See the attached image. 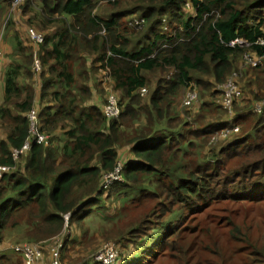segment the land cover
<instances>
[{
    "label": "trees",
    "instance_id": "16d2710c",
    "mask_svg": "<svg viewBox=\"0 0 264 264\" xmlns=\"http://www.w3.org/2000/svg\"><path fill=\"white\" fill-rule=\"evenodd\" d=\"M100 1L113 10L99 15ZM188 1L195 14L187 16L183 10ZM9 3L0 0V12ZM122 3L127 0H24L18 7L27 14L25 22L52 21V31L35 29L42 40L34 47L27 41L28 48L12 29L0 105V122L8 129L0 140V166L15 171L0 175V246L10 235L18 245L41 244L71 225L84 232L90 217L100 213L93 211L105 213V201L111 203L117 191L124 196L114 200L130 199L125 210L150 207L153 200L144 216L124 230L141 247L140 256H132L135 264L150 249L166 251L165 239L172 240L171 252L176 246L180 256L185 250L191 253L190 241L200 230L184 224L188 208L201 203L234 204L257 213L264 208V104L260 113H253L257 95L243 100L238 79L241 97L229 117L210 98L217 92H209L224 83L245 52L264 55V45L257 44L264 37V0H132L128 8ZM134 14L144 18L143 26L130 24ZM235 40L248 45H230ZM100 69L119 92L116 118L105 117L104 104H98L102 96L93 92ZM35 74L40 98L47 103L38 113V131L46 130L48 141L32 143L22 170L16 171L11 150L27 139ZM148 74H154L151 88ZM253 83L264 87V62L254 67ZM187 90L197 93L199 103L180 108V95ZM234 125L238 132L218 137ZM209 137L217 146L203 154ZM118 164L120 178L108 180ZM224 214L219 229L209 227L216 230L212 264H264V234L253 237L238 215L230 210ZM154 228L161 233L150 243ZM234 243L243 250L233 253L241 247ZM259 252L261 258H254ZM4 261L22 264L18 256L2 255L0 264Z\"/></svg>",
    "mask_w": 264,
    "mask_h": 264
},
{
    "label": "rangeland",
    "instance_id": "374dc122",
    "mask_svg": "<svg viewBox=\"0 0 264 264\" xmlns=\"http://www.w3.org/2000/svg\"><path fill=\"white\" fill-rule=\"evenodd\" d=\"M131 2L132 0H127V3H122L121 7H125V8L130 7ZM99 3L101 4L97 9L99 15H106L113 10L112 6L110 4H107V1H100ZM184 8L188 10V11L183 10V13L185 15L187 16L190 15L191 14L190 11H193V13L195 14V10L193 9L189 1L186 3ZM22 15H27V14L22 13ZM29 15L32 16V14ZM137 16L138 14H134L129 18H135ZM57 17L58 16H56L55 18ZM49 19L53 20L52 18ZM24 20L25 18L20 16L19 20L17 21L18 28L14 31L18 32L23 44L26 45V47L28 48L29 46L27 45L28 44L27 41H30L28 38L29 30L36 29L35 31L38 30L37 32L40 31L39 33L42 32L43 34H47L52 31V28L50 26L52 25V21L40 22L39 19H33L31 21L27 19L25 22ZM14 25L15 24H13L12 29H14ZM261 39L264 41V37H261ZM261 45H264V43H261ZM2 57L3 54L1 53L0 60L2 59ZM254 61L255 63L252 64L247 57L242 56L237 60L236 66L233 70H231V72L233 71L240 72L239 83L241 84V90L243 91V96H242L243 100L247 98L251 100L253 99L254 95H257V100L255 101L264 102V100H262L261 98L262 95L264 94V87L263 88H260L258 86L256 87V85L253 83L254 67L257 64H261L262 61L260 60H254ZM106 75L107 74L104 69H100L97 75L96 74L94 75V77L96 78L95 83L97 85L92 84L93 92L100 93V95L102 96L101 100L100 101L98 100L99 105L104 104L105 98L107 97L110 91L114 92L117 99L120 100L119 92L113 91L111 89L110 81H107L105 79ZM169 76L170 74H167L166 78ZM153 78H154V74H148V88H151L154 85ZM226 80L227 77L225 78L224 82ZM32 81H33L32 87L34 89V97H33L34 102L31 110L35 112L34 131L37 132V128L41 127V124L39 123V119H38V113L47 103L45 100H41L39 95L38 74L33 75ZM19 82L22 83L21 78L19 79ZM191 85L194 86L195 84L194 85L191 84ZM221 87L222 84L214 87L212 86L209 90V92L211 93L217 92V95L213 94L214 96L210 97L212 98L211 100H213L215 104L217 103L218 100L217 96L220 92ZM144 88L148 92L147 86ZM195 89L198 90L197 87ZM202 92L208 93L207 91H205L204 88L202 89ZM255 92L257 94H255ZM145 93L146 92H144V94ZM207 96L208 94L204 98L201 97V99L204 100ZM182 99H183V94H181L179 98L180 108L190 109L189 107H186L182 104ZM198 103L199 100H197V102H195L194 105H197ZM214 117L217 120L224 119L223 116L218 117L214 115ZM26 118H27V113H26ZM59 132H60L59 130L56 131V134ZM46 133H47L46 130L41 131L39 133L44 135V139L43 141H41L43 143L48 141L47 140L48 133L47 134ZM7 134H8L7 127L0 122V140H5ZM52 135H54V132L52 134H49V136ZM28 137L29 135H27V138ZM216 146H217L216 143H214V141L209 137V139L207 140V142L203 147V154L209 153L210 150H212V148H215ZM12 151L13 149L11 150V158L15 163H17L16 171H20L22 170V165L24 163V158L27 156V152H25L24 156L23 154H21L19 156L16 155L15 157H13ZM3 167L9 169V171H4L5 169ZM3 167L0 166V175L4 172L15 171V170H11L13 167H9V166H3ZM117 178L119 179L120 177L118 176ZM159 178L166 182L169 180L168 178L165 179V178L157 177V179ZM117 192H114V194L110 197V200H112L111 203H108L109 201H105L106 204V208H104L106 211L105 213L97 209L93 211L94 214H96V212H100V213L99 215H94L93 217H90L89 221H87L86 223V226L88 227L84 229V232L81 231L80 233L79 230H77L78 229L77 227L71 225L66 227L60 235L55 236L56 238L53 237L50 238L48 241L41 243L40 247L43 252L42 257L41 259L35 261L32 264H52V260H54V257H52L53 255L51 256L49 249L51 246L54 247L56 245L55 243L57 238L60 239L62 242V247L58 249V253L56 255V259L59 261L58 264H93V257L95 253L97 251L102 250L106 244L111 242L117 244L118 253H119V258L114 264H128L129 262H133L135 264L137 260H133L132 256L134 254L135 256L138 255L140 256L141 247L139 245L131 243L129 241V237L124 234V230L126 229V226L129 223H137L141 219V217L144 216L143 214L146 212L145 210L150 209V207L153 204V200L147 203V205L150 207H144V208L137 207L131 210H127V209L125 210L124 208H127V205L130 204V199L114 200L116 197L124 196V194L117 195ZM113 197L115 198L113 199ZM225 210H230L232 213L238 215L239 218L243 220L245 228L248 229V233L253 237H257V232H262L264 234V218H263L264 208L257 213V209L254 210H252V208L243 209L242 207L236 206L234 204L226 205L220 203L219 205L213 206L211 204L208 207H205V204L201 203L195 205L192 209L188 208L187 211L188 220H186L184 223L186 224V226H190L191 228L200 230L198 231L199 234L195 235L194 238L191 239L190 241L192 248L191 253H189V250H185L184 254H182L181 256L179 254H176L175 252L176 246L174 243L173 245L175 246V249H173L171 252L170 250H168V247L171 245L172 240L165 239V246H167L166 251H159L155 248L150 249L147 256L138 260L139 261L138 264H183L185 263V259L188 258L189 259L191 258L190 263L192 264H212L214 261V256L215 254H217L213 247V240L215 238L216 230L215 228L212 227L209 228V227L211 225H215V227L219 229V227L223 225L224 223L223 220L225 219V214H224ZM180 223H183L182 220L180 221ZM121 224L122 225L125 224V225L121 226ZM220 231L221 234H225L226 229L224 230L220 228ZM119 233L121 234L118 235ZM160 233L161 231L158 228L157 229L154 228L153 234L155 235L154 237H152V234L150 235L152 238L150 240V243L154 242L156 238L160 235ZM10 234L12 233H9V235ZM15 234L18 235L19 233L16 232ZM142 238L143 237H140V239ZM9 241L11 242V244L7 246V248L11 249L13 246H15L16 243L13 235H10L9 240H7V242ZM208 246H210V248H208ZM234 246L235 248H238L239 246L241 247H239L238 249H233L232 250L233 253L239 252L244 248L242 247L241 243H234ZM193 248L194 249L196 248V251H193ZM10 252L5 251L4 248L2 249L0 248V257L8 253L9 254L7 256H16V253L13 252L10 253ZM254 258L260 259L261 253L259 252L258 254H256ZM1 264H16V262L4 261V263ZM22 264H26L25 261H23ZM215 264H217V262Z\"/></svg>",
    "mask_w": 264,
    "mask_h": 264
},
{
    "label": "built area",
    "instance_id": "2783aa9c",
    "mask_svg": "<svg viewBox=\"0 0 264 264\" xmlns=\"http://www.w3.org/2000/svg\"><path fill=\"white\" fill-rule=\"evenodd\" d=\"M23 1L24 0H10V5L15 9H19L18 7L23 3ZM8 20H9V14H7L4 18L5 22H7ZM162 21L165 23L166 19L162 18ZM144 22H145L144 18L135 17L133 18V21L130 22V24L137 25L136 27L139 28L143 26ZM165 26L166 25H164V27ZM28 38L30 42L34 45L42 40L41 34L35 32L34 30H29ZM236 42L239 43L240 46L248 45L242 40L231 41L230 45H233ZM261 43H264V41L261 38H259L257 40V44L261 45ZM244 57H247L252 64L255 63L254 60L264 59V55L260 57H254L253 55L244 54ZM0 58H1V54H0ZM238 76H239V72L238 73L232 72L228 76L226 82L222 84V87L218 94L217 104L222 108L223 111L227 112V115L229 117L232 116L233 107L234 105H236V102L239 101L241 97V90L237 84ZM105 79L109 81L108 75H106ZM140 92L141 94H143L145 92V89L142 88ZM197 100H198L197 93L194 90H187L183 94L182 104L186 107H190L195 102H197ZM262 106H263V102H256L252 106V111L260 113V111L262 110ZM102 111L105 117L109 119L116 118L119 116L120 106L118 104V100L114 92L110 91L109 94L107 95ZM27 119L29 121V127H28L29 137L25 140L24 145L20 150L13 149L12 151L13 157H15L16 155L19 156L24 150L25 151H27V149L29 150L32 141L39 143L44 139V135L39 134L40 132L38 131V128H37V132L34 131L35 112L33 110L30 109L27 112ZM238 129H239L238 126L234 125L231 126L229 129H222L217 135L219 138H224L231 132L233 133L238 132ZM3 168L5 169L4 171H8L7 168L5 167ZM120 168L121 167L118 164L114 172L107 176L108 180L117 179V177L119 176L118 172ZM67 217L68 215L65 214L64 218L66 219ZM55 244L54 247L51 246L49 249L51 256L53 255L52 257H54V260H52V264H58L59 261L56 259V255L58 253V249L62 247V242L58 238L56 239ZM40 246L41 244L39 243H33V244L15 245L12 247V249L15 251H20L23 254L24 261L26 264H32L35 261L41 259L42 257L43 252ZM118 258H119L118 246L116 243L111 242L106 244L102 250L97 251L95 253L93 257V264H114L118 260Z\"/></svg>",
    "mask_w": 264,
    "mask_h": 264
},
{
    "label": "crops",
    "instance_id": "0c3cea01",
    "mask_svg": "<svg viewBox=\"0 0 264 264\" xmlns=\"http://www.w3.org/2000/svg\"><path fill=\"white\" fill-rule=\"evenodd\" d=\"M3 11H4V9L0 12V50H2V54H3V57L0 60V105L3 102V96H4V83H3L4 70L10 63V53H11V49H12V45H13V39H12L13 30H12V27H13V24H15L14 25V29L16 30L18 28L17 21L19 20L20 16L23 17L22 10L13 8L10 5V3L5 7V11L4 12ZM7 14H9V20L7 22H5L4 18H5V16ZM164 25H166V24L164 23L163 27H164ZM166 28H167V25L164 27V29H166ZM30 44L33 45V47L35 46L31 42H30ZM245 54L252 55L250 51H248L247 53L245 52ZM253 56L254 57H260V56H256V55H253ZM260 61L264 62V59H261ZM35 62H34V65H33L34 68H35ZM35 71L38 72L39 70H35ZM233 72H237L238 73V71H233ZM231 73H229V75ZM239 77H240V72H239L238 79H239ZM259 102H263V101H259ZM263 104H264V102H263ZM219 112H220V110H219ZM253 113H257V112H253ZM208 119H209V117H208ZM225 119L230 121V119H227L226 117H225ZM32 143H36V142L32 141ZM11 170H15V168H12ZM8 171H9V169H8ZM10 244L11 243H9V242L2 243L0 248L1 249L4 248L5 251H9V252L11 251L13 253H16V256H18L21 259V261L23 262L24 258H23L22 253L20 251H15L12 248L11 249L7 248V246H9ZM1 251H3V250H1ZM8 254H5V255H8Z\"/></svg>",
    "mask_w": 264,
    "mask_h": 264
},
{
    "label": "bare ground",
    "instance_id": "6f19581e",
    "mask_svg": "<svg viewBox=\"0 0 264 264\" xmlns=\"http://www.w3.org/2000/svg\"><path fill=\"white\" fill-rule=\"evenodd\" d=\"M35 69L40 70V65H39V62H38V61L35 62ZM24 142H25V141H24ZM23 145H24V143H23ZM23 145H22V146H23ZM22 146H21V148H22ZM21 148H20V149H21ZM20 149H17V150H20ZM25 152H27V151L24 150L21 154H25ZM21 154H20V155H21ZM117 179H118V178H117ZM25 244H30V243H25ZM18 245H24V244H18ZM22 256H23V254H22ZM23 258H24V256H23Z\"/></svg>",
    "mask_w": 264,
    "mask_h": 264
}]
</instances>
